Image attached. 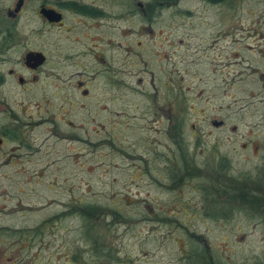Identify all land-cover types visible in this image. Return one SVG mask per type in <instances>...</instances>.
Returning <instances> with one entry per match:
<instances>
[{"label": "rangeland", "instance_id": "374dc122", "mask_svg": "<svg viewBox=\"0 0 264 264\" xmlns=\"http://www.w3.org/2000/svg\"><path fill=\"white\" fill-rule=\"evenodd\" d=\"M41 1L14 24L47 61L31 91L7 89L27 146L1 148L0 264H189V235L225 264H264V218L220 197L227 176L264 193V0H178L149 21L134 3L150 0H76L109 18L62 7L59 25ZM178 120L200 168L180 181ZM86 205L91 219L68 212Z\"/></svg>", "mask_w": 264, "mask_h": 264}, {"label": "flooded vegetation", "instance_id": "af4514ba", "mask_svg": "<svg viewBox=\"0 0 264 264\" xmlns=\"http://www.w3.org/2000/svg\"><path fill=\"white\" fill-rule=\"evenodd\" d=\"M21 1L20 7L15 11L17 3ZM105 1L104 3H106ZM26 3V0H15V4H9L6 8V17L7 20L1 21L0 18V153L1 157L5 155L6 152H2L1 148L4 143L10 138H15L18 142L19 147L27 146L23 139H20L21 133L19 131V126H23V122L20 119V116L27 113V109L18 106L13 108L9 101V94L7 89L10 88L12 80L16 81L18 85L22 87V91L27 92L31 91L32 88L28 87V84L35 86L39 80L40 75L43 73L44 65L47 61V55L42 48H35L27 43L19 42L16 37V28L14 24L23 12V7ZM44 0H42L39 5H37V14L41 16L45 22L50 25H59L63 23L65 13L62 7L71 8L75 13L85 16L90 22L107 20L109 18V10H107L106 4L98 5L91 3H83L76 0H58L55 5H48ZM76 5L79 9L85 10V12L73 8L71 5ZM135 6L145 18L149 21L151 18L145 12V5H142L140 1H136ZM41 7L53 8L54 10L61 13L62 17L57 22H48V20L40 13ZM135 9L131 11L132 16H137L139 14ZM115 15V14H114ZM120 13L116 14L117 20ZM3 19V18H2ZM7 22V23H6ZM9 22V23H8ZM9 24V26H8ZM96 27V26H95ZM117 28V26H116ZM120 46V43H119ZM29 52H41L44 56L42 63L38 64L35 60L26 58V55ZM86 76L89 80L78 79L76 85L80 87L81 93L84 97L89 95V89L84 85L87 81H91L93 74H82ZM43 79V77H42ZM43 85H41L42 87ZM33 93V92H32ZM20 121V122H19ZM19 139V140H17ZM4 153V154H3Z\"/></svg>", "mask_w": 264, "mask_h": 264}, {"label": "trees", "instance_id": "16d2710c", "mask_svg": "<svg viewBox=\"0 0 264 264\" xmlns=\"http://www.w3.org/2000/svg\"><path fill=\"white\" fill-rule=\"evenodd\" d=\"M178 0H166L165 2L162 3H158V0H150L146 3L145 5V12L148 14V16L151 18V16L155 13V12H159L161 9H165L166 7L171 6L172 4L174 5ZM208 2L212 3V4H227V2L231 1V0H207ZM71 5V4H70ZM73 8H76L78 10H81V8L79 9L76 5H71ZM83 12H85V10H81ZM172 115H169V120L170 122L172 121ZM182 122L180 120L176 121V125H174V128L176 130V133L174 132L173 134L170 135V137L173 139V141L176 143L178 149H179V153H180V157L182 158V164L181 166H177L175 164L178 163H174V168L175 171H173V175L179 174V181L180 180H184V178H193L195 177L194 171L197 172V175L199 176L200 172H198L200 170V168L198 169H194L192 168V164L193 163V159H191V157H188L187 154L188 152L185 151V147H184V143H183V139H182V134H181V124ZM172 126V124L170 123L169 128ZM191 161V162H190ZM221 166V165H220ZM199 167V166H198ZM223 168L220 167L219 170H222ZM181 173V174H180ZM224 175H228L226 173H224ZM227 178H229V180L224 181L225 185L220 187V191H221V198L223 199L222 196H224V201L225 202H229L230 200L233 201H237L236 203L239 205H248L249 209L252 210V214L258 215L260 217L264 218V193L263 190L261 189V191H258L260 188H256V185H249V183L244 182V180H239L238 177H232V176H227ZM250 182V181H249ZM257 184H259L257 182ZM206 193L208 194V196L211 195L210 191H206ZM223 202V201H222ZM214 204H216L214 202ZM97 208L96 205H86L83 207H80L76 210L72 209L69 210L68 212H76L78 213L82 218L84 219H91L92 216V212L95 211V209ZM223 211H220L221 215H225ZM209 214V213H208ZM196 235H189L188 237L191 240L192 243V247H191V255H186V257L188 258V262L189 264H225L222 261H220L218 259V257H215L208 246L204 245H200V240L198 241L196 239V237H194ZM200 239V238H199ZM95 241V239H94ZM97 250V249H95ZM99 252V251H95ZM99 256V258H101L100 256L103 255L102 253L100 254H96Z\"/></svg>", "mask_w": 264, "mask_h": 264}, {"label": "water", "instance_id": "95a60500", "mask_svg": "<svg viewBox=\"0 0 264 264\" xmlns=\"http://www.w3.org/2000/svg\"><path fill=\"white\" fill-rule=\"evenodd\" d=\"M21 1H19L16 5L15 11H17L20 7ZM40 13L45 16L48 22H57L61 19L62 15L60 12L54 10L53 8L41 7ZM27 60L32 59L35 60L36 63L40 64L44 60V56L41 52H29L26 55ZM222 121H214L213 125H220Z\"/></svg>", "mask_w": 264, "mask_h": 264}]
</instances>
